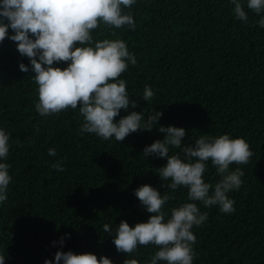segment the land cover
Here are the masks:
<instances>
[{"label": "trees", "instance_id": "16d2710c", "mask_svg": "<svg viewBox=\"0 0 264 264\" xmlns=\"http://www.w3.org/2000/svg\"><path fill=\"white\" fill-rule=\"evenodd\" d=\"M233 9L231 0H136L125 10L132 13L135 30H109L101 24L93 32L95 40L125 41L137 58L120 77L137 106L121 110L115 119L130 111L162 112L151 131L132 133L122 142L81 136L78 109L41 116L35 110L37 85L28 58L14 41L6 37L0 42V128L10 135L8 158L0 162L10 165L12 177L7 199L0 203L4 264H44L54 261L57 250L90 252L122 264L127 255L116 250L103 225L115 229L121 220L129 226L147 221L150 214L135 189L148 184L173 196L164 209L169 215L172 208L191 202L186 188L173 192L161 186L169 183L157 173L166 158L142 154L145 146L163 140L159 126L184 128L185 146L202 135L222 134L249 143L254 153L250 162L230 166L244 172L240 189L228 194L235 211L224 214L219 206L197 202L208 219L192 229L193 264H264V28L251 10L246 9L245 23ZM13 34L9 29L8 35ZM20 63L29 71H20ZM145 85L155 92L148 102L140 97ZM49 148L55 156L48 155ZM58 159L63 172L51 166ZM204 179L213 185L220 179L210 162ZM157 250L151 244L140 246L132 258L148 264Z\"/></svg>", "mask_w": 264, "mask_h": 264}, {"label": "clouds", "instance_id": "9594fccd", "mask_svg": "<svg viewBox=\"0 0 264 264\" xmlns=\"http://www.w3.org/2000/svg\"><path fill=\"white\" fill-rule=\"evenodd\" d=\"M136 0H0V42L6 37L16 43L21 56L28 58L32 76L37 85L38 102L35 110L41 116L59 115L68 109H78L83 123L79 133L95 134L102 140L122 142L127 136L140 130L151 131L157 125L162 112L130 111L119 120L121 110L137 106L136 100L129 99L127 81L120 78L129 65L137 64L136 56L128 50L121 39L95 40V32L101 24L109 30L124 26L135 30L136 24L130 9ZM237 20L247 22L251 10L260 19L256 22L264 28V0H231ZM6 21V22H5ZM11 29L13 35H8ZM115 36V32L111 33ZM65 62L61 69L54 64ZM22 72L29 67L19 64ZM155 92L145 85L142 99L151 101ZM145 116L147 118L145 119ZM163 140H155L145 146L142 154L147 158H166V164L157 169L162 184L173 192L180 187L187 189V199L191 202L174 207L169 213L165 205L173 199L169 194H161L156 188L143 184L134 190L140 204L149 213L146 222L129 226L121 220L113 229L103 225L104 232L113 235V244L118 252L126 254L122 264H140L132 258L140 246L153 245L157 251L148 264H193L196 258L193 245L196 236L193 227L202 226L208 219L207 212H201L198 203L204 207L219 206L220 212L231 214L235 211V201L229 197L242 185L246 165L253 151L244 138H232L229 134L216 137L206 135L195 140L194 145L182 143L185 129L175 126H159ZM10 135L0 128V161H6L10 150ZM175 149L172 152L170 150ZM49 156H55L54 148L48 149ZM209 162L220 177L214 185L205 182L204 174ZM63 172V160L52 165ZM10 165L0 162V203L7 199L12 177ZM168 217L167 219H165ZM68 236L69 234H65ZM64 243L62 237L59 241ZM6 255L0 252V264ZM113 264L111 259L101 256L97 259L90 252L75 254L72 251L57 250L54 261L44 264Z\"/></svg>", "mask_w": 264, "mask_h": 264}]
</instances>
